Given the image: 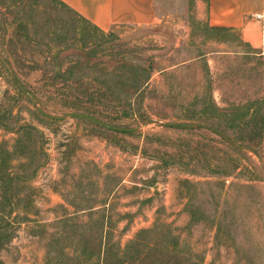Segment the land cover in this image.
Segmentation results:
<instances>
[{
	"label": "rangeland",
	"instance_id": "1",
	"mask_svg": "<svg viewBox=\"0 0 264 264\" xmlns=\"http://www.w3.org/2000/svg\"><path fill=\"white\" fill-rule=\"evenodd\" d=\"M156 5L158 23L101 31L54 0H0V166L33 174L0 186V264H46L64 214L91 241L93 211L123 246L156 224L185 264H264V16L255 45L209 28L206 0ZM72 66L70 86L48 78Z\"/></svg>",
	"mask_w": 264,
	"mask_h": 264
},
{
	"label": "trees",
	"instance_id": "2",
	"mask_svg": "<svg viewBox=\"0 0 264 264\" xmlns=\"http://www.w3.org/2000/svg\"><path fill=\"white\" fill-rule=\"evenodd\" d=\"M54 1L56 3H60L61 5L65 6L71 12L75 13L82 19L88 21L86 18L81 16L77 11H75L73 8H71L63 1L61 0H54ZM206 1L208 2V0ZM88 22L91 23L90 21ZM206 25L211 29L217 28L225 31L231 30L230 28L227 27L212 26L209 24L208 21ZM94 27L101 31H104L99 27H97L96 25H94ZM56 30L57 29H53L51 35L52 34L55 35L57 33ZM47 33L49 34L50 32L48 31ZM74 67L75 66H72L71 68H69V70H65L70 76L68 74H65L62 68H59L57 69L56 73L50 74L48 78L51 79L52 83H56L58 81L63 82V84L66 82L69 83V80L72 77V73L74 72ZM149 74L150 72L148 71V75L146 76L147 78L149 77ZM67 86H70V83L67 84ZM124 132L135 133V129H130L129 131H124ZM20 153H23V151H20ZM1 165L2 166H0V182H1L0 186L5 191H7V189L12 187L15 181H29L33 177V174L31 173L29 174H21V172L12 173L11 170H9L10 166L7 165L6 162H4V164L1 163ZM10 201L11 200L9 199V197L6 196V193L3 192V196L0 201V204H6ZM97 212L98 211L89 212L87 216L93 218V216L95 215L96 217L93 219V221L94 220L98 221L100 227L94 226L97 229H94L92 233V237H93L92 240L84 242L83 244L78 243V240H76V238L79 236H86L88 233H90L91 230H89V227L88 229L86 228L85 230L80 229L78 225L79 222L72 221L75 220V217H73L74 214L71 215L64 214L63 217H60L57 220L56 223L62 225V229L51 233V236L49 237L50 241L47 244L49 247L47 253L49 254V257L46 260V264H185L186 260L178 257L177 255V252H179L178 251L179 239L177 237H174L173 243L170 244L159 243L158 239L160 235L158 231L156 232V224L155 227L152 228L139 229L137 236L141 234L144 235L147 234L150 237L149 239H147V241H145L146 239L142 237L141 239L133 238L130 239L129 242L125 244V246H123L119 240H112V237H114V228L107 226L110 216H107V213L105 211H102L99 214H97ZM78 214L79 213L75 215L78 216ZM5 216H6L5 211H0V218L4 219ZM6 224L8 225V221H6L5 223L4 220L0 224L1 225L0 229L5 227ZM70 224L73 225V227H76V229L79 231L73 233L74 239L72 243L68 246L58 243L57 245H55V254L51 253L50 252L51 246L54 247L53 243L56 241V239L60 237L59 235L61 233L66 231L65 228L68 227V225ZM64 233L65 235L68 234L66 232ZM174 234L178 235V233H174ZM154 238H156L155 241ZM67 247L71 249V252L66 250ZM0 263H2V261H0ZM194 264H201V260L196 261Z\"/></svg>",
	"mask_w": 264,
	"mask_h": 264
},
{
	"label": "crops",
	"instance_id": "3",
	"mask_svg": "<svg viewBox=\"0 0 264 264\" xmlns=\"http://www.w3.org/2000/svg\"><path fill=\"white\" fill-rule=\"evenodd\" d=\"M104 31L114 26L152 25L161 20L157 0H61ZM208 22L212 26L239 30L255 45L261 41L264 0H208Z\"/></svg>",
	"mask_w": 264,
	"mask_h": 264
},
{
	"label": "water",
	"instance_id": "4",
	"mask_svg": "<svg viewBox=\"0 0 264 264\" xmlns=\"http://www.w3.org/2000/svg\"><path fill=\"white\" fill-rule=\"evenodd\" d=\"M72 116L86 117V118H89V119L109 128V129H113V130H117V131H129L130 130V129H125V128L110 125L104 121H101L100 119H97L96 117H93V116L87 115V114L76 113V114H72ZM167 124L170 126H173V127H180V128H190V127L194 126V125H187V124H171V123H167Z\"/></svg>",
	"mask_w": 264,
	"mask_h": 264
},
{
	"label": "built area",
	"instance_id": "5",
	"mask_svg": "<svg viewBox=\"0 0 264 264\" xmlns=\"http://www.w3.org/2000/svg\"><path fill=\"white\" fill-rule=\"evenodd\" d=\"M263 16H264V13L263 14H257V17H259V18H263Z\"/></svg>",
	"mask_w": 264,
	"mask_h": 264
}]
</instances>
